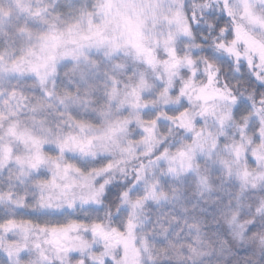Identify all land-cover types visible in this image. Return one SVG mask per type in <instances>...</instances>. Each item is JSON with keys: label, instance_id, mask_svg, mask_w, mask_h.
I'll list each match as a JSON object with an SVG mask.
<instances>
[{"label": "snow or ice", "instance_id": "6c2138e0", "mask_svg": "<svg viewBox=\"0 0 264 264\" xmlns=\"http://www.w3.org/2000/svg\"><path fill=\"white\" fill-rule=\"evenodd\" d=\"M0 264H264V0H0Z\"/></svg>", "mask_w": 264, "mask_h": 264}]
</instances>
